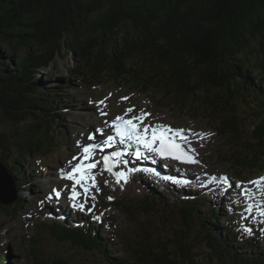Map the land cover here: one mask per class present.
I'll list each match as a JSON object with an SVG mask.
<instances>
[{
    "label": "trees",
    "instance_id": "16d2710c",
    "mask_svg": "<svg viewBox=\"0 0 264 264\" xmlns=\"http://www.w3.org/2000/svg\"><path fill=\"white\" fill-rule=\"evenodd\" d=\"M58 57L79 63L76 81L154 92L166 106L206 114L231 147L233 170H264V0H0V126L11 125L0 131V164L17 192L33 185L28 158L55 159L60 121L73 108L62 94L70 83L42 75ZM241 114L256 121L252 141ZM202 201L170 202L148 188L141 214L129 212L140 246L130 240L119 259L100 224L79 212L68 223L59 205L38 229L104 264H264L260 228L247 225L244 240L238 222ZM9 258L0 250V264Z\"/></svg>",
    "mask_w": 264,
    "mask_h": 264
},
{
    "label": "rangeland",
    "instance_id": "374dc122",
    "mask_svg": "<svg viewBox=\"0 0 264 264\" xmlns=\"http://www.w3.org/2000/svg\"><path fill=\"white\" fill-rule=\"evenodd\" d=\"M78 64L70 60L69 57H58L46 72H42L43 76L50 75L52 77L51 83L56 81H62L59 82V85L64 83L63 81L70 83L67 88H64L62 94L69 95L73 99V108L68 117L60 121L63 131H60L62 135L58 138L59 144L53 151L55 159L44 157L27 159L33 163V185L30 191L17 192V199L24 197L22 210L17 211L15 203L10 206L0 203V250L8 252L11 264H55L57 261H66L72 264H104L94 255L84 252L70 243L56 241L48 233L38 229V225L46 214L56 209L63 201L66 203L63 206L64 209L59 210V216H65L68 223L74 224L71 221L72 212L76 210L73 208L74 201L71 199L73 182L64 181L61 177V169L69 171L71 169L69 161L80 152L82 153L83 147L92 141V134L96 130L99 134H103L102 131L114 129L110 124L111 121L117 116L124 115L126 109L130 107L135 111L129 116L138 115L141 110L150 113L149 121L145 125L163 126L167 124L165 127L174 125L178 128H191L204 138V142H201V146H199L201 156L190 154L186 147L182 146L189 155L194 156L198 163L185 162L187 168L179 169L182 171L181 175L175 166L165 165L163 161L158 162V160V164H156L155 153H153V160L149 162V168H152L146 173L139 174L137 165L131 164L130 171L132 169H136V171L126 172L128 173L126 183H116V178L110 177L104 171L102 175H97L99 191L92 189L95 200L88 196L87 208L84 211L79 209V212L82 218L89 217L100 224L99 231L103 238L109 242L115 259L124 256L122 250L127 248L130 240H135L136 246H140V239L137 238L139 233L135 230V224H133L129 212H135L137 217L141 214L138 209L142 206L148 188L153 189L156 194L164 196L170 202L183 198V195H202V203L206 210L215 206L219 207L222 214L226 215L223 222L234 220L239 223L237 230L245 236L244 240L252 236L246 231L244 223L247 220L259 225L264 233V217L257 214L250 217L246 211L247 203L240 194L241 188L236 187L238 183H243L248 188L255 187L248 184V181L264 176V170L254 173L233 170L230 163L225 162L231 157V152H229L231 147L226 140L221 138L206 114L202 113L198 117L186 113L178 107L166 106L165 103L160 102V97L154 92L142 95L132 88L128 89L127 86L124 89H119L113 87L112 83L105 82L92 87L86 82L76 81L72 70ZM124 97H128V99H122ZM101 100L104 101V104L98 103ZM101 112L107 113V115H102ZM241 115L245 117L243 120L245 139L252 141L251 130L256 121L251 116ZM10 128L11 125L4 122L0 126V131L8 132ZM204 132L208 135H204ZM15 157H18L17 154L10 159L5 158L4 163L11 167ZM97 159L99 158L95 153L93 160ZM75 163L76 161H73V164ZM147 165L144 167L148 168ZM193 165H197L198 169H195ZM151 170L152 172L149 173ZM101 171L102 169L97 167L94 172L100 173ZM164 172L170 178L185 175L194 180L195 175L201 176L203 177L201 180L206 182V187L214 185L213 183L216 181H213V177L218 179V176H226L236 191L229 185L223 184L219 190H215V194L214 188L199 192L206 187L199 185V188H192L180 184L181 182L169 183L164 181L162 175ZM60 190L64 191L63 200L52 201L51 196L56 197L55 193ZM77 191L81 193L78 203L85 202L83 189L78 187ZM93 205L95 207L92 210L93 215L90 217V212L87 209L93 208ZM97 215L101 216V221L94 219ZM156 225H160L159 221ZM262 244H264V235Z\"/></svg>",
    "mask_w": 264,
    "mask_h": 264
},
{
    "label": "snow or ice",
    "instance_id": "6c2138e0",
    "mask_svg": "<svg viewBox=\"0 0 264 264\" xmlns=\"http://www.w3.org/2000/svg\"><path fill=\"white\" fill-rule=\"evenodd\" d=\"M122 99H128L124 97ZM99 104H104V101L101 100ZM135 111L134 108L126 109L124 115L117 116L113 121V127L115 128V136H108L107 140L104 142L105 145L110 146L115 139H119L121 144L125 143H135L138 147L135 151V156L141 158L144 153L140 151V148L147 150L149 153H155L159 156L167 159L173 158L186 163H198L195 160L194 156L189 155L188 152L184 150L182 145L177 142V137L180 140H187V137L184 136L183 129L173 130L170 127L165 126H152L144 125V120L147 118L150 113H145L143 110L138 115L129 116L130 113ZM102 115H107V113L101 112ZM143 125V127H141ZM175 132V135H170V133ZM199 135V134H198ZM204 135H208L207 133ZM91 139L95 140L96 137L92 136ZM102 146L99 144H87L83 147L82 155L74 156L69 165H71V171H66L61 169V177L63 179L73 182L71 188V199L74 201L73 207L78 208L81 211H84L87 207V197L90 196L92 200H95V195L92 194V189L99 191V185L97 183V175H102L103 170H106L108 173L116 177V183H120L123 180L125 183L128 179V173L126 172H113V158H119L122 156L120 152H114L111 157L105 156L103 158L104 169L100 173H96L93 170L96 169L97 163L89 162L94 158V154L98 149H101ZM192 152H195L192 149ZM73 161H76L73 164ZM131 171H136L132 169ZM213 181H216L217 178L213 177ZM220 180L225 185H230L228 177H221ZM248 184L255 186L256 191L264 197V176H260L255 180L248 181ZM83 189L85 193V202L76 203L81 193L77 191V188ZM236 187L241 188V195L245 196L246 200L250 201L247 204L246 211L249 214H257L260 217H264V201H257L255 193L253 190L245 186L243 183H238ZM56 195L59 196L60 193L56 192ZM112 199V197H109ZM93 208L87 209L91 212ZM97 221H101V216L97 215L94 217ZM249 234H251V229H246Z\"/></svg>",
    "mask_w": 264,
    "mask_h": 264
},
{
    "label": "bare ground",
    "instance_id": "6f19581e",
    "mask_svg": "<svg viewBox=\"0 0 264 264\" xmlns=\"http://www.w3.org/2000/svg\"><path fill=\"white\" fill-rule=\"evenodd\" d=\"M149 117H147L145 120H144V123L146 122V120L148 119ZM149 121V120H148ZM170 126V125H169ZM171 128H173V129H183L184 130V136L185 137H187V140H180L179 139V137H177V141L179 142V143H182V145L184 146V147H186V149H187V151L190 153V154H192V155H194V156H196V155H198V156H201V152H200V148H199V146H201L200 145V143L201 142H204L203 141V139L204 138H202L200 135H198V134H196L191 128H185V127H182V128H178V127H176V126H174V125H171L170 126ZM204 134H206L205 132H204ZM170 135H172V133H170ZM93 136H95L96 137V139L95 140H100V141H103V137H102V135L101 134H94ZM94 140V141H95ZM105 145V144H104ZM192 149H194L195 150V152H192ZM153 155V154H152ZM148 157H150V159H152L153 160V157L151 158V156H149L148 155ZM154 160H155V163L156 164H158V162L159 161H165V160H160L159 158H154ZM157 160H158V162H157ZM170 161H172L173 162V164H174V166H175V168H176V170H177V172L180 174V173H182V171L181 170H179V169H181V167L182 168H187L186 167V164H185V162H182V161H179V160H173V159H171ZM148 164V163H147ZM166 165H168V166H172L171 164H166ZM148 166V165H147ZM193 167L195 168V169H198L197 167V165H193ZM172 172V171H171ZM162 175L164 176V179L167 177L166 176V173L164 172V173H162ZM196 176V175H195ZM201 178H203V177H201V176H196L195 177V185L196 186H198V185H200V184H202V183H206L205 182V180H201ZM220 178L221 177H219L218 176V179L216 180V182L215 183H213L214 185H212L211 186V188H214V194H215V190H219L220 189V187L223 185V182L220 180ZM193 179V178H192ZM166 181H168V180H166ZM176 181V180H175ZM121 182H124L123 180H121ZM230 185H232V186H230L234 191H236V188L233 186V184H231L230 183ZM191 187V186H190ZM250 189H252L253 190V193H255V196H256V200L257 201H264V197H262L257 191H256V189H255V187H250ZM230 191V190H229ZM230 193H232V191H230ZM241 194V193H240ZM58 214V213H57Z\"/></svg>",
    "mask_w": 264,
    "mask_h": 264
},
{
    "label": "water",
    "instance_id": "95a60500",
    "mask_svg": "<svg viewBox=\"0 0 264 264\" xmlns=\"http://www.w3.org/2000/svg\"><path fill=\"white\" fill-rule=\"evenodd\" d=\"M17 200V190L8 169L0 164V203L5 206L14 204Z\"/></svg>",
    "mask_w": 264,
    "mask_h": 264
}]
</instances>
